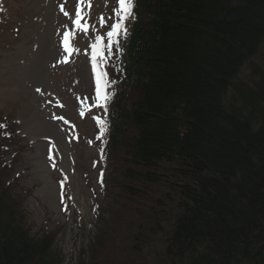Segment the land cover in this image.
<instances>
[{"label":"trees","instance_id":"trees-1","mask_svg":"<svg viewBox=\"0 0 264 264\" xmlns=\"http://www.w3.org/2000/svg\"><path fill=\"white\" fill-rule=\"evenodd\" d=\"M132 13L105 130L125 159V200L155 203L136 253L158 236L152 264H264V0H134ZM0 264H62L9 187Z\"/></svg>","mask_w":264,"mask_h":264},{"label":"rangeland","instance_id":"rangeland-1","mask_svg":"<svg viewBox=\"0 0 264 264\" xmlns=\"http://www.w3.org/2000/svg\"><path fill=\"white\" fill-rule=\"evenodd\" d=\"M78 3L87 30L73 23ZM117 8L118 0H0V187L13 191L31 234L53 238L62 264H124L128 252L152 264L160 247L155 236L136 253L132 235L155 203L125 200V159L107 147L106 101L96 99L97 75L108 82L102 92L112 88L109 61L129 31L130 17L108 53ZM97 35L104 47L94 72ZM255 60L264 64V46ZM163 188L152 187L151 197Z\"/></svg>","mask_w":264,"mask_h":264},{"label":"snow or ice","instance_id":"snow-or-ice-1","mask_svg":"<svg viewBox=\"0 0 264 264\" xmlns=\"http://www.w3.org/2000/svg\"><path fill=\"white\" fill-rule=\"evenodd\" d=\"M81 2H83V0H81ZM119 3V8L115 9V14L118 17V19L111 24V29L110 31H108L106 33L107 38H108V44L107 47L109 48V53H111V46L114 43H117L116 37L123 33L126 34V28L124 26V21L127 20L129 17L133 16L132 13V9L134 6V0H118ZM61 7V11H64L63 9V5L60 6ZM65 15H68L67 12L64 13ZM76 18L73 21V23L78 27V28H84L85 30H87V25H81L80 20L82 17V12H81V6L80 3L77 4V8H76ZM101 23L103 24V18H101ZM68 37H69V33L67 31L64 32V36H63V40L62 43L64 45L65 50H70L69 49V44H68ZM102 37L97 35L95 37L96 43H93L91 45L92 48V60H93V71L95 72L96 70V64H95V60L97 55L103 56V53L101 51V49L104 47V45L101 43L102 41ZM105 75V73H100L99 75H97L96 78V99L97 101H107L110 96L111 93H107V92H102L103 88L107 87L108 82L104 81L102 83V77ZM98 106H101L98 104ZM0 127H4V125H0Z\"/></svg>","mask_w":264,"mask_h":264}]
</instances>
